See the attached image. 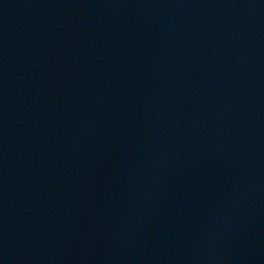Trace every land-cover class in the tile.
<instances>
[{
	"label": "water",
	"instance_id": "water-1",
	"mask_svg": "<svg viewBox=\"0 0 264 264\" xmlns=\"http://www.w3.org/2000/svg\"><path fill=\"white\" fill-rule=\"evenodd\" d=\"M0 264H264V0H0Z\"/></svg>",
	"mask_w": 264,
	"mask_h": 264
}]
</instances>
